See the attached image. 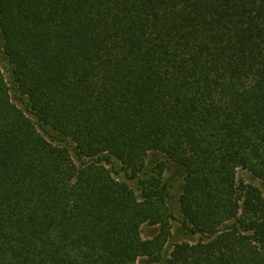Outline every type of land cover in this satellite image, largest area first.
Here are the masks:
<instances>
[{
	"label": "trees",
	"instance_id": "trees-1",
	"mask_svg": "<svg viewBox=\"0 0 264 264\" xmlns=\"http://www.w3.org/2000/svg\"><path fill=\"white\" fill-rule=\"evenodd\" d=\"M0 33V264H264V0H0ZM157 153L200 236L167 254Z\"/></svg>",
	"mask_w": 264,
	"mask_h": 264
},
{
	"label": "rangeland",
	"instance_id": "rangeland-1",
	"mask_svg": "<svg viewBox=\"0 0 264 264\" xmlns=\"http://www.w3.org/2000/svg\"><path fill=\"white\" fill-rule=\"evenodd\" d=\"M2 44L3 39L0 33V66L5 71L8 78L11 76V71L9 70V66L6 60L3 58L2 53ZM20 105L25 108V104L19 102ZM70 142V140H68ZM72 143V142H70ZM73 144V143H72ZM76 161L80 162L77 157L75 156ZM167 161V169L164 174L165 181L169 187L171 192V204L174 212V219L172 221V235L169 238V241L166 244L165 254L169 253L171 248L173 247L174 243L176 242H195L200 238L199 235H193L187 232L184 228L182 221L183 215L181 213L180 205H179V198L182 192V185L184 182L185 172L181 165L178 163L169 160L163 154L157 153L152 154L148 158L149 166H153L157 161ZM120 163L116 162L117 171L120 168ZM123 172L119 174V177H122ZM238 178L244 180L246 183L254 185L258 187L264 194V180L254 176L252 173L248 172L247 170L239 169L238 171ZM133 188L140 194V187L137 182H132ZM160 231V226L158 225H150L145 224L142 228L143 237L146 239L154 237ZM138 264H164L163 261L161 262H152L148 257H143L139 260Z\"/></svg>",
	"mask_w": 264,
	"mask_h": 264
}]
</instances>
